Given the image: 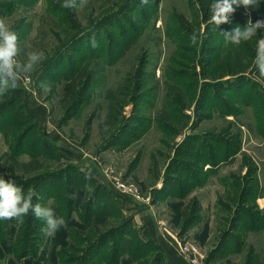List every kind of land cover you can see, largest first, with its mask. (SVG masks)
Instances as JSON below:
<instances>
[{
    "label": "rangeland",
    "instance_id": "obj_1",
    "mask_svg": "<svg viewBox=\"0 0 264 264\" xmlns=\"http://www.w3.org/2000/svg\"><path fill=\"white\" fill-rule=\"evenodd\" d=\"M62 3L0 0V19L19 37L17 59L44 53L0 98L7 103L0 174L25 193L34 189V202L67 222L46 236L32 215L23 224L0 220V264H82L91 241L125 222L123 239L143 241L141 256L115 251L113 238L87 264H151L153 242L158 264H190L180 253L184 243L198 247L200 264H264V78L255 75V58L226 75L235 49L223 33L232 29L213 28L202 0H88L76 9ZM252 13L264 20V0ZM80 31L91 34L40 74ZM84 65L93 81L69 116L63 85ZM85 169L90 179L77 172ZM70 176L79 182L75 200ZM117 179L137 197L119 191ZM88 187L99 188L90 213Z\"/></svg>",
    "mask_w": 264,
    "mask_h": 264
},
{
    "label": "clouds",
    "instance_id": "obj_2",
    "mask_svg": "<svg viewBox=\"0 0 264 264\" xmlns=\"http://www.w3.org/2000/svg\"><path fill=\"white\" fill-rule=\"evenodd\" d=\"M88 0H63L61 7L65 9H76L84 7ZM142 4H147L148 0H141ZM260 0H212L209 5L211 13L210 23L218 29L220 25L231 22V17L236 7L252 8L259 7ZM260 30H264V20H257L255 23L249 18L244 27L236 26L230 32H224L226 43L240 46L249 42L257 36ZM191 41L195 43L197 35H193ZM95 47V41L92 42ZM21 48L18 34L11 30L9 25L0 19V98H3L10 90L18 86V82L24 74L31 73L36 66L44 59L42 51H31L26 53V59L20 61ZM255 75L258 80L264 78V39H260L257 45L256 57L254 61ZM91 178V173H86V179ZM91 191L90 188H88ZM40 199L39 194L31 189L27 193L16 182L9 178L5 179L0 174V220H15L18 224L24 223V218L28 215L42 220L45 227L42 229L46 236L53 235L62 227H67V222L63 217H58L51 207L44 206L34 200ZM69 199H77V194H69Z\"/></svg>",
    "mask_w": 264,
    "mask_h": 264
},
{
    "label": "trees",
    "instance_id": "obj_3",
    "mask_svg": "<svg viewBox=\"0 0 264 264\" xmlns=\"http://www.w3.org/2000/svg\"><path fill=\"white\" fill-rule=\"evenodd\" d=\"M212 2V0H202V5L205 6V8H209V2ZM253 11L252 8H244L243 6L240 7H236L235 12L233 13L232 17H231V22L230 23H226L224 24L225 28H228V30L235 28L236 26H241L246 24V22L248 21V19L250 18L251 21L253 23H255L257 20H262V18H260L259 16H256L255 14H251V12ZM119 11H116V13H112L109 17H107L106 19H103L96 27L95 30H93L92 32H96L97 30L99 31V29L104 26L105 24H109V22H111L114 17H116L119 13ZM100 26V27H99ZM215 28V27H213ZM91 33H87L84 31V33L81 31L77 33V35H74L71 40L66 43H64L62 47H60L56 52H54V54H52L42 65L41 68V72L40 74H42L43 72L47 71L48 69L53 67V64L56 63L58 60L62 59V57L65 56V54L69 51L72 50L74 48L75 43L79 40V39H83L86 36L90 35ZM260 39H264V30H260L257 34V36L253 37V39L249 42H245L242 43L240 46H234L233 48L235 49L234 54H233V62L227 66V73L226 75H234V74H239L241 72H243L244 70L248 69L251 65L252 62L254 61V55L256 54V50H257V45ZM93 70L89 69V66L84 65L82 67H80L75 73H73L69 79L64 83L63 85V100L67 106V113H69V116L78 108L79 103L81 102V98L82 95L85 93L86 89L88 88V86L91 84V82L93 81ZM224 76V75H222ZM217 77H221V76H217ZM237 80V79H236ZM219 82V81H218ZM220 84V83H219ZM7 103H3L0 104V111L3 110L4 108L7 107L6 105ZM26 133V132H25ZM25 133H21L20 137H19V143H22V139L24 137ZM55 148V147H53ZM62 172H64L63 170L58 173L61 174ZM79 172V175H83L85 176L86 174L83 173L82 171H77ZM69 174V173H68ZM76 178L70 176L69 178H67L66 183H67V191L69 194L72 192L73 190L76 188V184L79 183L78 181L76 182ZM89 188V187H88ZM87 188V189H88ZM98 190L99 188H93L92 191H90L91 193H88L89 197V206H88V213H90L92 211V208L94 207V205L96 204L97 201V197H98ZM196 203L198 204L197 200L195 201V205ZM196 209V207H194V210ZM31 220V219H30ZM189 222V221H188ZM127 226H129V223L125 222V223H121L119 226L114 227L111 231L106 232L105 234L103 233L102 235H99L93 242L91 241V243H89L88 248L85 250L84 254L82 257H79V261L81 260L83 263L82 264H87L88 261H90V257L91 254L93 253V251L96 250V248L100 245H102L103 243L108 242L109 240L115 241L117 240V242H119V245H113V249L117 252L119 251L118 247H120V249L122 248L123 250H128L130 252V256L137 258L138 256H141V252L143 251L142 248V242L140 240L139 242H132L128 239H123L126 238L123 235H125L127 230ZM117 232V234L115 235V233ZM112 236V237H111ZM138 236V235H137ZM115 238V240L113 239ZM127 240V241H126ZM26 242H28L29 240H25ZM125 242V243H124ZM130 244V246H129ZM152 245L154 246V249L156 250V253H150L148 254L150 256L151 259V264H158V261H160L162 258L161 255H159L157 253L158 251V247L157 245L153 242ZM145 251L148 252L147 249H144ZM146 255V256H148ZM145 256V257H146ZM161 256V257H160ZM77 259V260H78ZM92 259V257H91ZM80 261V262H81Z\"/></svg>",
    "mask_w": 264,
    "mask_h": 264
},
{
    "label": "built area",
    "instance_id": "obj_4",
    "mask_svg": "<svg viewBox=\"0 0 264 264\" xmlns=\"http://www.w3.org/2000/svg\"><path fill=\"white\" fill-rule=\"evenodd\" d=\"M114 184L123 194L137 197V190L128 181L117 179ZM180 251L181 255L190 264H200V252L196 245L192 243L181 244Z\"/></svg>",
    "mask_w": 264,
    "mask_h": 264
},
{
    "label": "water",
    "instance_id": "obj_5",
    "mask_svg": "<svg viewBox=\"0 0 264 264\" xmlns=\"http://www.w3.org/2000/svg\"><path fill=\"white\" fill-rule=\"evenodd\" d=\"M61 146L67 148L68 150L74 152L75 154L79 155V156H82L83 154L81 152H79L77 149H75L74 147L72 146H69V145H66V144H60Z\"/></svg>",
    "mask_w": 264,
    "mask_h": 264
},
{
    "label": "crops",
    "instance_id": "obj_6",
    "mask_svg": "<svg viewBox=\"0 0 264 264\" xmlns=\"http://www.w3.org/2000/svg\"><path fill=\"white\" fill-rule=\"evenodd\" d=\"M85 170H87V169H85ZM87 171H89V170H87ZM90 172V171H89ZM156 237V236H155ZM155 239H158L157 237L155 238Z\"/></svg>",
    "mask_w": 264,
    "mask_h": 264
}]
</instances>
